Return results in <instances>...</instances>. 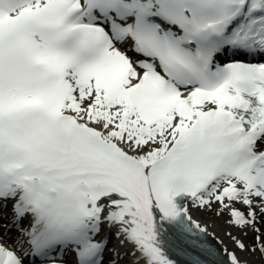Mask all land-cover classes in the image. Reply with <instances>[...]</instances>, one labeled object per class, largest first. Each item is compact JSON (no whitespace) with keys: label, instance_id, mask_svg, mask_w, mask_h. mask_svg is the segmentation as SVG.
I'll return each mask as SVG.
<instances>
[{"label":"snow or ice","instance_id":"6c2138e0","mask_svg":"<svg viewBox=\"0 0 264 264\" xmlns=\"http://www.w3.org/2000/svg\"><path fill=\"white\" fill-rule=\"evenodd\" d=\"M0 228V264H264V0H0Z\"/></svg>","mask_w":264,"mask_h":264},{"label":"bare ground","instance_id":"6f19581e","mask_svg":"<svg viewBox=\"0 0 264 264\" xmlns=\"http://www.w3.org/2000/svg\"><path fill=\"white\" fill-rule=\"evenodd\" d=\"M203 214L205 215V217H203ZM206 215H208V212H206V213H199V212L194 213V216L197 219L202 220L208 224L210 231H214L217 234L222 236L223 235V232H222L223 222H222V220H217L216 217L212 218V217H209ZM257 264H259V262H257Z\"/></svg>","mask_w":264,"mask_h":264},{"label":"rangeland","instance_id":"374dc122","mask_svg":"<svg viewBox=\"0 0 264 264\" xmlns=\"http://www.w3.org/2000/svg\"><path fill=\"white\" fill-rule=\"evenodd\" d=\"M206 216H209V217H215L214 214L212 212H208V215ZM203 217H205V215L203 214ZM247 240L251 242V239H249V237H247Z\"/></svg>","mask_w":264,"mask_h":264}]
</instances>
